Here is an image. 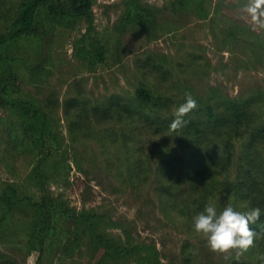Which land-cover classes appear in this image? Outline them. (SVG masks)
<instances>
[{
    "label": "trees",
    "instance_id": "16d2710c",
    "mask_svg": "<svg viewBox=\"0 0 264 264\" xmlns=\"http://www.w3.org/2000/svg\"><path fill=\"white\" fill-rule=\"evenodd\" d=\"M97 1L0 0V104L15 117L11 125L0 124V150L4 156H11L17 145H22L35 159L32 171L41 188L40 195L35 196L20 191L15 182L5 183L0 190V230L7 214L24 205L29 218L26 251L37 252L35 264H44L47 255L50 261L57 248L56 264H82L79 258L83 252L91 260L99 248L103 253L92 264H123L131 258L141 264H162L155 245L133 241L125 228L127 241L108 236L100 214L86 208L76 211L46 190L50 174L59 173L55 152L61 140L49 114L53 101L40 103L21 92L18 66L34 58L37 62L30 66L31 74L45 70L48 44L56 26L72 28L77 21H85L87 27L77 39L80 45L76 53L89 70L105 61L108 48L96 36L93 25V5ZM123 4L124 11L114 26L118 34L134 25L159 36L162 8L147 0H123ZM170 5L174 12L190 9L202 18L211 15L206 0H174ZM177 23H167L164 32L175 30ZM221 32L228 43L245 46L249 60L253 59L252 67L264 64L262 34L245 23L232 21L221 27ZM195 58L190 57L189 66L196 72L200 69ZM165 59V55L158 59L147 55L136 61L143 75H158L156 83L140 79L133 91L111 94L102 101H88L80 94L67 97L63 112L71 139L80 141L92 131L103 153L111 155L110 147L116 150H111L116 158H104L103 165L121 189L149 192V201L162 215L180 224L189 235L180 250L182 264H201L202 245H196L190 237H201L193 230V217L206 204H214L218 212L229 204L241 211L259 207L261 217L252 225L258 233L254 247L238 259L233 252L225 264H261L257 257L264 254V89L236 96L228 95L219 85L198 89L192 79H175ZM186 93L193 96L197 107L184 117L188 122L184 127L170 131L173 113L186 102ZM2 122L7 119L2 118ZM110 122V128L104 125ZM96 123L104 127L88 129ZM50 165L56 168L49 170ZM0 264H18V260L0 249Z\"/></svg>",
    "mask_w": 264,
    "mask_h": 264
},
{
    "label": "rangeland",
    "instance_id": "374dc122",
    "mask_svg": "<svg viewBox=\"0 0 264 264\" xmlns=\"http://www.w3.org/2000/svg\"><path fill=\"white\" fill-rule=\"evenodd\" d=\"M171 1L174 0H147L150 5L162 8V28L157 29L159 36L154 37L134 25H128L127 30L118 34L114 26L124 11L123 0H98L93 5V25L96 36L108 48L104 62L97 64L92 70L82 65L76 53V48L80 45L77 39L86 30L87 24L85 21H77L72 28L56 26L48 51L45 49L49 58L45 61L42 73L31 74L29 68L37 62L34 58L28 61L30 64L27 62L18 66L17 70L24 96L40 103L48 99L53 101V104L50 103L49 114L55 121V131L59 132L61 140V147L55 152L59 173L51 172L52 175L45 183L46 190L63 199L76 211L86 208L100 214L102 226L108 236L122 237L127 241V235L123 233L125 228L133 241L155 245L162 264H182L180 250L183 241L189 236L182 226L162 215L159 208L149 201V192L121 189L103 165L104 158H116L112 152L116 150L110 147L111 155L103 153L96 134H91L92 131H87L84 134L86 137L74 142L63 112V102L70 96L80 94L88 101H102L111 94L121 95L126 90L133 91L140 79H152L156 83V79H160L158 75L148 72L143 75L136 66V61L147 55L156 59L165 55V65L168 63L166 67L172 69L175 79H192L198 89L205 90L208 85H219L231 96L248 95L258 88L264 89V64L256 63L257 66L252 67L250 63L253 59L250 57L249 60L245 46L228 43L221 32V27L231 21L245 23L254 31L251 18L241 11L246 0H206V7L211 15L205 18L197 16L190 9L174 12ZM170 21L178 22L176 29L164 32V27ZM255 32H259L264 38V29ZM31 46L28 45L26 49ZM24 55L30 54L24 52ZM193 55L196 56L194 63L200 69L199 72L189 66ZM2 118L7 119L8 123L2 122L1 126L11 125V121L15 119L11 110L0 104V120ZM104 125L110 128L111 122ZM104 125L96 123L93 128L88 129L96 130ZM119 125L117 122L115 126ZM84 146L87 147L82 152ZM17 147L11 156H4L0 150V190L9 181L17 183L20 191L39 196L41 188L32 171L35 159L26 154L22 145ZM68 163L69 166H66ZM48 167L49 170L56 168L51 165ZM2 213L0 206V216ZM2 223L3 231L0 230V235L4 234V237H0V249L16 257L18 264H35L37 252L27 254L26 251V226L29 218L24 205L17 206L15 211L7 214ZM190 239L196 241V245H202L199 248L201 264H225L233 253H213L204 238ZM58 250L59 248L50 261L47 255L44 264H56ZM102 253L103 248H99L89 260L88 254L83 252L79 263L92 264ZM123 264L141 263L131 258L129 263Z\"/></svg>",
    "mask_w": 264,
    "mask_h": 264
},
{
    "label": "clouds",
    "instance_id": "9594fccd",
    "mask_svg": "<svg viewBox=\"0 0 264 264\" xmlns=\"http://www.w3.org/2000/svg\"><path fill=\"white\" fill-rule=\"evenodd\" d=\"M241 11L251 18L254 31L264 29V0H246ZM186 102L175 109L170 131H177L188 122L184 119L197 107V102L190 93L185 94ZM261 217L259 207L237 210L231 204L217 211L214 204L205 205L202 212L193 217V230L204 238L213 253L235 252L238 259L255 245L258 233L253 229ZM264 232V227L261 228ZM258 260L264 264V254L258 255Z\"/></svg>",
    "mask_w": 264,
    "mask_h": 264
}]
</instances>
